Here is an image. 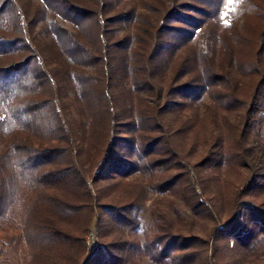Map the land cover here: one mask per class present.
Segmentation results:
<instances>
[{"label": "trees", "instance_id": "16d2710c", "mask_svg": "<svg viewBox=\"0 0 264 264\" xmlns=\"http://www.w3.org/2000/svg\"><path fill=\"white\" fill-rule=\"evenodd\" d=\"M24 243L264 264V0H0V254Z\"/></svg>", "mask_w": 264, "mask_h": 264}, {"label": "rangeland", "instance_id": "374dc122", "mask_svg": "<svg viewBox=\"0 0 264 264\" xmlns=\"http://www.w3.org/2000/svg\"><path fill=\"white\" fill-rule=\"evenodd\" d=\"M151 195H154V197H155L157 194L150 193V196ZM151 203H152V200L147 202L146 210L144 212H142V214H141L143 224H146L147 222H149L151 220L150 212L153 209V205H151ZM167 203H168L167 201L162 202L160 204V206L163 208H165V207L168 208L169 205ZM143 229L144 228H141L135 234V236L141 240H143ZM95 242H96L95 247H97L98 243H97V241H95ZM27 259H28V255L26 252L25 243L21 244L18 248L14 247L12 244L8 245L5 249V251L3 252V254H0V264H28ZM138 264H158V263L154 262L149 257H144L141 261H139Z\"/></svg>", "mask_w": 264, "mask_h": 264}, {"label": "built area", "instance_id": "2783aa9c", "mask_svg": "<svg viewBox=\"0 0 264 264\" xmlns=\"http://www.w3.org/2000/svg\"><path fill=\"white\" fill-rule=\"evenodd\" d=\"M94 235L93 234H90L88 237H87V241H88V244L90 246L91 249L95 248V240H94Z\"/></svg>", "mask_w": 264, "mask_h": 264}]
</instances>
